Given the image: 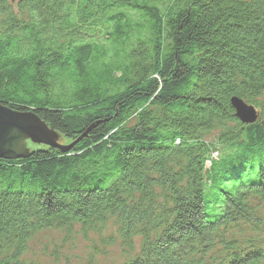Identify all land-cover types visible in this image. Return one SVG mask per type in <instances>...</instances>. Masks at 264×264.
<instances>
[{
  "label": "trees",
  "instance_id": "trees-1",
  "mask_svg": "<svg viewBox=\"0 0 264 264\" xmlns=\"http://www.w3.org/2000/svg\"><path fill=\"white\" fill-rule=\"evenodd\" d=\"M0 104L69 148L0 159V264L109 226L123 264L264 262V0H0Z\"/></svg>",
  "mask_w": 264,
  "mask_h": 264
},
{
  "label": "rangeland",
  "instance_id": "rangeland-1",
  "mask_svg": "<svg viewBox=\"0 0 264 264\" xmlns=\"http://www.w3.org/2000/svg\"><path fill=\"white\" fill-rule=\"evenodd\" d=\"M58 146L66 143L60 137L51 138ZM24 149H42L27 138L23 140ZM262 213V212H261ZM263 214V213H262ZM113 228L108 227L101 235H81L76 229L67 235L62 231H46L37 235L28 245L26 258L34 264H123L126 260L119 239L113 237ZM138 241L135 243L137 250ZM264 264V262H262Z\"/></svg>",
  "mask_w": 264,
  "mask_h": 264
},
{
  "label": "water",
  "instance_id": "water-1",
  "mask_svg": "<svg viewBox=\"0 0 264 264\" xmlns=\"http://www.w3.org/2000/svg\"><path fill=\"white\" fill-rule=\"evenodd\" d=\"M230 105L235 118L243 125H251L257 120L256 110L241 99L232 97ZM57 136L52 133L38 118L30 113H16L0 104V159L20 157L24 149L23 140L27 138L36 145H44L48 148L61 149L67 152L68 147L61 148L54 139Z\"/></svg>",
  "mask_w": 264,
  "mask_h": 264
}]
</instances>
